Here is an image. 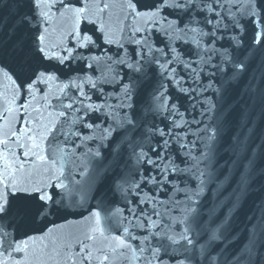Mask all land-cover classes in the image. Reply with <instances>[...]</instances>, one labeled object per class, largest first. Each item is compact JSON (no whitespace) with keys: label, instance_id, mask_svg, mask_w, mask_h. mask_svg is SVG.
I'll use <instances>...</instances> for the list:
<instances>
[{"label":"snow or ice","instance_id":"1","mask_svg":"<svg viewBox=\"0 0 264 264\" xmlns=\"http://www.w3.org/2000/svg\"><path fill=\"white\" fill-rule=\"evenodd\" d=\"M8 4L0 264H264V212L233 254L232 216L216 219L220 202L204 206L209 184L219 195L231 180L214 166L211 114L242 83L264 102V0H120L125 20L150 27L132 25L126 42L105 39L112 55L92 54L100 45L91 33L105 32L113 0ZM102 60L107 72L94 78L88 70ZM232 152L240 167L246 142L237 138ZM252 167L248 159L241 191ZM85 175L92 179L82 184ZM86 203L80 235H50L53 218Z\"/></svg>","mask_w":264,"mask_h":264},{"label":"water","instance_id":"2","mask_svg":"<svg viewBox=\"0 0 264 264\" xmlns=\"http://www.w3.org/2000/svg\"><path fill=\"white\" fill-rule=\"evenodd\" d=\"M119 2L120 0H113L116 6L110 10L111 19H109V14L106 13L104 15L102 22L105 24V32L93 31L91 33L100 45L99 49L92 50L94 55H102L103 49H107L109 55L114 54L117 51L116 45H108L103 41L110 39L117 43L126 42L132 25L150 27L141 18L125 20L118 7ZM9 16L10 7L8 0H0V17L7 22ZM93 27L88 25L89 29H93ZM152 35L155 38V43L161 46V37L155 33ZM125 47H128L129 51H131V46L127 43H125ZM177 47L183 46L178 44ZM193 67H196V65H193ZM74 68L79 71L82 65L78 63L74 65ZM88 71L94 78H98L102 73L106 74L107 72L103 60L100 66ZM3 87V85H0V91L3 90ZM242 89L243 83L225 93L222 103L217 105L215 114H211V125L215 126L217 132L214 142V166L219 179H223L224 175L228 174L231 176V180L219 195L215 193L216 184H209L204 205L208 209L220 202L223 206L216 208V219H220L226 214L232 216L231 232L236 238L230 244L229 250L233 254L241 251L247 242L249 228L261 221L262 212H264V102L259 97L250 98L244 95ZM105 91H111V88L105 85ZM169 91L173 98H176L177 94L171 88ZM207 95H211V93H207ZM96 98V96H93L94 100ZM112 102L115 103V101ZM182 102L186 103V101ZM181 111H183V108H181ZM196 118L200 119L201 117L197 115ZM205 122L207 123L208 121L206 120ZM192 130H196V125L192 126ZM237 138L246 142L248 157L242 161L240 167L233 168L232 163L236 157L232 152V147ZM248 159L253 162L251 177L247 190L241 191V174L245 171ZM91 179L90 176L85 175L81 179V183L87 184ZM233 200H235L234 208L232 207ZM88 207L89 205L86 203L82 209H74L53 218L52 222L47 226L52 227L55 225L53 233L50 235L67 233H71L73 236L80 235L88 223L85 219L88 215ZM230 209L231 212L229 211ZM173 215L179 216V213H173ZM39 244L40 240L38 238L36 241L37 247Z\"/></svg>","mask_w":264,"mask_h":264}]
</instances>
